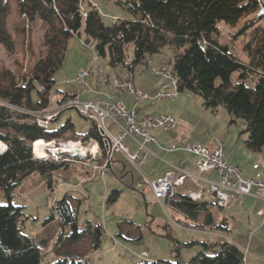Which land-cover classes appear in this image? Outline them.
I'll list each match as a JSON object with an SVG mask.
<instances>
[{
  "label": "trees",
  "instance_id": "1",
  "mask_svg": "<svg viewBox=\"0 0 264 264\" xmlns=\"http://www.w3.org/2000/svg\"><path fill=\"white\" fill-rule=\"evenodd\" d=\"M105 1H113L132 14L133 19L118 18L107 24L91 0H0V49L14 53L22 47L29 53L26 68L24 60L17 61L15 70L0 62V149L6 147L0 151V193L8 199L7 204H0V264H41L45 242L21 233L24 206L13 203L15 191L34 174L54 191L60 170L71 166L65 161L35 158L33 143L60 139L86 143L95 139L106 154L96 124L91 123V128L81 133L70 119L65 125L51 129L50 123L60 115L47 127L36 116L51 106L55 74L66 58L68 42L74 35H81L82 30L86 42L94 45L97 57H108L112 68L128 67L133 73L139 64H148L152 56L168 46L172 52L171 75L178 80L179 93L200 95L205 108L212 113L224 108L231 116V124L237 119L244 120L247 147L252 151L264 147V27L256 25L264 19V0ZM13 6L17 8L15 24L10 23ZM251 14H258L257 20L245 22L240 31L253 28L243 47L248 60L243 61L219 41L218 23L236 24ZM35 22H40L44 48L36 58L30 34ZM130 44L134 46V55L128 61ZM235 72L239 77L234 83ZM248 80L253 86L247 84ZM34 91L37 100L33 98ZM74 96L71 92L64 93L58 103ZM119 196L120 191L114 190L109 202L117 201ZM74 199L67 193L55 201L53 213L45 222L48 225L57 220L61 228L54 249L61 256L50 264H92L89 256L63 252L60 248L65 242L78 244L89 240L92 253L102 243L101 224L89 221L84 229H79ZM167 205L187 219L201 218V226L230 231L228 218L217 220L212 207L215 203L175 194ZM219 245L216 254L201 251L189 263L161 260L140 264H245L244 253L238 246L230 242ZM204 247L213 246L204 242Z\"/></svg>",
  "mask_w": 264,
  "mask_h": 264
},
{
  "label": "rangeland",
  "instance_id": "2",
  "mask_svg": "<svg viewBox=\"0 0 264 264\" xmlns=\"http://www.w3.org/2000/svg\"><path fill=\"white\" fill-rule=\"evenodd\" d=\"M91 2L99 8L103 20L107 24L112 23L114 19L118 18L133 19L132 14L117 6L113 1L91 0ZM83 7H86V3ZM16 12L17 8L13 6L12 17L10 19L11 24H15L18 21V18L15 16ZM257 15L251 14L236 24H228L224 21L218 23L220 31L219 41L222 44L228 45L230 51L243 61L248 60L243 47L250 38L253 28H249L245 32L240 31L245 22L257 20ZM256 25L264 27V19ZM31 27L30 34L33 39L36 58L44 50L42 45V30L40 22L31 24ZM93 47V44L86 42L84 30L81 31V35L71 37L67 45L66 58L63 65L55 74L56 83L52 90L51 106L40 110L41 113L37 115L43 119H46L48 115L54 116L58 111V102L62 99L64 93L78 92L82 98H89L90 96L97 98L98 92L102 97L106 96V86L98 79L99 68L102 69L109 80L107 85V87L109 86V91L112 90L115 96L120 95L119 92L121 93V91L116 88L114 81L117 78V73L120 74L123 71V67L112 68L109 64V58L97 57ZM133 55L134 46L130 44L127 50L128 61L132 60ZM27 56H29V53L22 47L17 48L14 53L4 48L0 49V62L13 70H15V65L19 60H24V68H26L29 61V57ZM171 60V49L166 46L161 53L152 56L148 64H139L136 67L134 71L135 84L145 89L151 96L150 104L142 108V111L143 109H149L156 112L171 102V100L155 99L156 94L153 93L156 82L160 79L159 77L166 78V82L171 81ZM154 69L165 71L166 74L157 77L154 74ZM81 70L89 72L86 77V85L78 81L77 77ZM238 77V72H235L232 75V81L234 83L237 82ZM247 84L253 86L250 80L247 81ZM185 93L190 97L187 99L193 107L192 109H186V112L193 115L194 119L198 118L194 131L201 141V115L197 111V102L201 99V96L189 91ZM33 98L35 100L38 99L36 91L33 92ZM223 109L222 107L220 108L221 111H226ZM225 113L228 115L226 126L223 114H219V119L222 121V129L219 134L224 135L226 133L225 129L228 126L231 129L230 136H235V140L237 139L241 144H244L243 134L247 136L244 133L246 128L245 121L237 119L236 123L231 124V116L228 112ZM58 116L57 120L50 123L51 129H57L65 125L69 119L75 124L78 131H88L91 128V123L74 108L65 109L51 120ZM193 116L189 118L193 119ZM207 125L208 122L206 121L203 129L208 136L211 134V129H205ZM161 132L164 135L168 133L164 132V130ZM204 135L202 134V136ZM69 141L75 142L78 140H56L53 141L55 144L52 147H57L59 143ZM82 143L84 142L82 141ZM84 144L88 146L90 142ZM191 144L199 145L201 143L193 142ZM242 158H245L246 167H253L255 171L259 172L264 170V152L256 160L248 158L245 154ZM128 159L126 156L121 157V160L131 172L130 175H135L136 184H138L140 182L141 169L136 167V165L134 166ZM69 164L71 165L70 167L64 168L58 173L57 178L59 179V183L54 191H51L42 179L35 174L26 178L15 191L13 203L17 206H24V221L20 225L21 233L33 237L38 241L45 242V247L41 249V264H50L61 256L54 250L58 234L61 231L58 221L55 220L48 225H45V222L53 213L55 201L61 200L67 193H70L75 198L73 202L77 208L79 229H84L87 222L91 221L94 224H101L103 226L104 235L99 249L92 253V245L89 240L81 241L78 244L65 242L60 249L63 252L69 251L82 257L89 256L92 264H140L146 261L161 260L170 262L180 260L183 263H189L201 251L208 254H216L219 251L220 246H216V242L218 241L217 236L212 234V232H205L201 229V224H203L201 218L199 221H195L177 215L168 205L163 206L162 203H158L155 200L157 198L151 188L141 187L138 189L136 187V191L134 192L131 187L128 188V186L126 187L123 184L124 187H122L123 190L120 193L119 199L115 202H109L113 189L109 193H105L106 181L101 172L92 174L94 178H92L91 174L89 178L85 176L81 181V173L85 172L86 166L77 161H71ZM112 179H115L114 176ZM189 190L188 185L174 187L176 195H187ZM209 200L213 203L212 198ZM7 203V197L0 193V204ZM212 207L218 212L219 209L216 205ZM204 242L213 247L205 249Z\"/></svg>",
  "mask_w": 264,
  "mask_h": 264
},
{
  "label": "crops",
  "instance_id": "3",
  "mask_svg": "<svg viewBox=\"0 0 264 264\" xmlns=\"http://www.w3.org/2000/svg\"><path fill=\"white\" fill-rule=\"evenodd\" d=\"M123 72L124 69L120 74L117 73L116 77H119ZM159 78L160 79L156 82L155 88L153 90V93L155 94L161 88L162 84L167 81V79L164 77ZM133 83L139 90L143 91L149 96L148 100L137 102L128 92H119L120 95L115 96L112 90L109 91V86L105 87L106 96L104 97H102L99 92L97 93V98L94 96L82 98L79 96L78 92L72 93L75 95L74 97L81 100L106 102L111 100L115 101L116 99V101H122V103H124L128 108L135 109L138 113V117L141 119L147 117L148 115L158 116L161 114H170L177 119L178 124L176 129L164 130L162 128H156L151 130V135L157 139V142H149L146 144L147 152L142 153V157H144L145 160L138 166L136 165V167L141 169L140 182L138 184H136L137 180L135 175H130L131 172L121 160V157L126 156L128 159V156L120 151H114L112 153L110 172L106 175H103L104 180L106 181L105 193H109L111 189H113L112 191L119 190L121 193L123 190L122 187L124 186H128V188L131 187L134 192L136 191V187L138 189L141 187L150 188L147 185L148 180L152 181L163 177L170 171H175L178 173L179 169L200 174L197 166L198 156L193 152L185 150L184 146L193 142H200L201 145L207 146L209 149L214 150L217 147L216 139H219L224 143L225 161L239 166L244 171L246 177L264 180V170L259 172L255 171V168L253 167H246L245 158H242V156L245 154L248 156V158L250 157L256 160L264 152V149H261L260 151L250 150L245 143V137L247 138V136L243 134L244 144H241L239 140H235V136H230L231 129L228 126L225 129L226 133L224 135L219 134L220 130L222 129V121L219 119V114H223V120L226 126L228 115L225 112L227 111H221L220 107L216 114L212 113L210 110L205 108L203 104V98L200 97L201 99H199L197 102V111L201 115L200 141L199 136L196 135L197 133L194 131L198 122V118L194 119L195 117L193 115H190L186 112V109L193 108L188 102L187 98L190 97L186 95V91L178 93L175 99L171 100L168 105H165V107L160 108L156 112H153L149 109H143L142 111V108L150 104L151 96L148 92H146L145 89L135 84V76ZM92 94L95 95L94 93ZM190 116H193V119L189 118ZM206 121L208 122V125L205 129H211V134L208 136L203 129L204 123ZM108 126L110 127L113 134L118 133V127L112 125L110 122H108ZM162 130L168 133L164 135L161 132ZM79 132L83 133L87 132V130H81ZM202 134L205 135L202 136ZM125 144L128 146L129 154L137 153L138 144L133 138L127 137ZM128 160L130 161V159ZM132 164L135 166L134 163ZM90 174L93 176L92 171L87 168L84 173H81V181L85 176L89 178ZM111 176H114L115 179H112ZM201 176L208 180L218 181L220 179L219 174L216 172L203 173ZM92 178H94V176ZM186 185L189 186L190 190H196V186H193L190 182H187ZM211 198L214 203V198L211 194H206L204 201L212 203L209 200ZM155 200L158 203H161L158 199ZM214 212L218 221H220L223 217H226L229 219L230 223V231L228 232L218 231L206 226L201 227V229L205 232H212V234L217 236L218 241L216 242V246H220L219 244L221 242H230L238 246L243 251L245 264H264V200L250 195H245L242 199H239L235 194H231L229 204L220 211L217 212L214 210Z\"/></svg>",
  "mask_w": 264,
  "mask_h": 264
},
{
  "label": "built area",
  "instance_id": "4",
  "mask_svg": "<svg viewBox=\"0 0 264 264\" xmlns=\"http://www.w3.org/2000/svg\"><path fill=\"white\" fill-rule=\"evenodd\" d=\"M124 72L115 79L114 84L122 87V92H128L134 99L139 101L148 100L149 96L139 90L133 83L134 73L128 67L123 68ZM87 71L81 70L78 74V81L81 84H87ZM98 79L107 86V80L102 69L99 68ZM156 76L166 74L165 71L154 69ZM178 83L174 76L172 84H162L156 92L155 97L163 100H173L178 95ZM68 108L76 109L90 123L96 124L101 129L103 142L106 150L104 155L97 140L91 139L87 146L82 141H69L59 143L57 147H52L53 141H50V151L37 153L35 142L33 143V154L35 158L55 161H77L89 168L93 174L101 172L102 175L109 173L112 162V153L120 151L125 153L130 161L139 165L145 159L143 152H147L146 144L157 142V139L151 135V130L162 128L164 130L176 129L177 119L170 114H161L158 116L148 115L145 118H139L135 109L128 108L124 103L118 101H95L81 100L76 97L69 98L62 104H59L58 111L54 116L48 115L46 119L37 116L39 123L47 127L55 115ZM108 122L118 127L119 131L113 134ZM127 137L133 138L138 144V151L135 154H129L128 146L125 144ZM73 145H76L74 148ZM217 147L214 150L201 144H187L184 149L193 152L198 156V171L200 174L192 173L179 169L178 173L170 171L165 176L158 179L147 181V185L152 189L155 197L167 205L169 200L175 195V186H185L190 182L196 186V190H189L187 196L194 201H204L206 194H211L214 203L218 208H225L231 199V194H235L239 199L245 195L255 196L264 200V180H257L246 177L244 171L236 165L230 164L224 159V143L216 140ZM0 149V151H4ZM216 172L219 174L218 181L208 180L201 176L203 173Z\"/></svg>",
  "mask_w": 264,
  "mask_h": 264
},
{
  "label": "bare ground",
  "instance_id": "5",
  "mask_svg": "<svg viewBox=\"0 0 264 264\" xmlns=\"http://www.w3.org/2000/svg\"><path fill=\"white\" fill-rule=\"evenodd\" d=\"M131 71V70H130ZM103 72V71H102ZM104 74V73H103ZM165 75V74H164ZM106 76V75H105ZM160 76H162V75H160ZM107 78V77H106ZM175 78V77H174ZM107 80H108V78H107ZM175 80H176V82L178 83V80L175 78ZM172 81H173V76H172V79H171V81L170 82H165L164 84H172ZM116 85V88L119 90V91H121L122 92V87L121 86H119L118 84H115ZM173 99H175V98H173ZM41 113V112H40ZM37 116H39V115H37ZM39 117H41V116H39ZM48 117V116H47ZM98 130H99V132L101 133V129H99V128H97ZM35 146H36V150H37V153L38 154H40V153H42L41 151V149H40V147H43V151H50V142H47V141H45V140H38V141H36L35 142ZM72 146H74V148L76 147V145H73L72 144Z\"/></svg>",
  "mask_w": 264,
  "mask_h": 264
}]
</instances>
